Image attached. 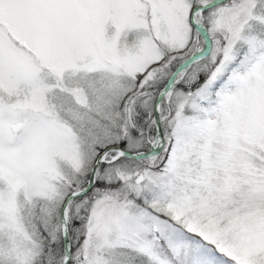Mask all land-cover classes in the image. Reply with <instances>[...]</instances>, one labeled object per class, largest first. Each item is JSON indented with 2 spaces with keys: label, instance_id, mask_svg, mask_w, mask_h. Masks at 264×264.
Returning <instances> with one entry per match:
<instances>
[{
  "label": "snow or ice",
  "instance_id": "6c2138e0",
  "mask_svg": "<svg viewBox=\"0 0 264 264\" xmlns=\"http://www.w3.org/2000/svg\"><path fill=\"white\" fill-rule=\"evenodd\" d=\"M0 264H264V0H0Z\"/></svg>",
  "mask_w": 264,
  "mask_h": 264
}]
</instances>
